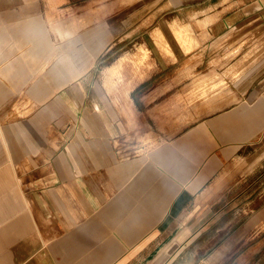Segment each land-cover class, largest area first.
Segmentation results:
<instances>
[{
  "label": "crops",
  "instance_id": "0c3cea01",
  "mask_svg": "<svg viewBox=\"0 0 264 264\" xmlns=\"http://www.w3.org/2000/svg\"><path fill=\"white\" fill-rule=\"evenodd\" d=\"M62 1L0 0V264H264V0H165L124 81L158 0Z\"/></svg>",
  "mask_w": 264,
  "mask_h": 264
},
{
  "label": "rangeland",
  "instance_id": "374dc122",
  "mask_svg": "<svg viewBox=\"0 0 264 264\" xmlns=\"http://www.w3.org/2000/svg\"><path fill=\"white\" fill-rule=\"evenodd\" d=\"M48 1V0H45ZM51 1V0H49ZM106 1L110 2H115L116 0H63L61 2L60 7L63 9L67 8L72 9V13H70L69 11L66 12L67 14L61 15L63 16L62 18H66L67 16L70 15H90L88 14L90 11L93 10H97L99 8V6H102ZM122 0H120L121 2ZM136 1H142V0H134L131 3H125L122 4L121 6H124V8L129 4H133ZM142 4H140L141 6ZM74 7V8H71ZM116 5L114 4H110L104 12L100 13L99 15H101V17L105 16L106 14H110L113 12V9H115ZM65 11V10H64ZM141 14L139 15V17L132 23L130 24L127 28L128 32H132L133 30L137 32V28L138 31L141 33V36L139 38V40L134 41L133 44L130 43H125V52L129 51V55L131 54L132 49L136 50V54L135 57L139 56L142 52L141 47H143L146 51V53L148 52V58L146 60V63L144 65H142V67L140 68V71L142 72V74L145 76L143 79H145L148 75L149 72H151L152 70H155L157 68H159L160 65H163V58L164 57H170L172 60H176L177 57V52L175 51V49H178V45H180V42L178 41L177 37L175 35H178L180 31H182L185 34H189V32L192 31V29H190L189 26H186L189 30H186V27H183L184 29L181 30L180 25L178 24H172V25H168V22L166 21V19H169L170 17H173L177 14H179L178 12H170V9L165 7V0H158L156 2V4L153 7H150L149 9H146L143 5L141 8ZM95 15V16H94ZM100 17V16H99ZM99 17L96 16V14H92L90 15L89 22H93L99 20ZM156 18L155 21H151L152 18ZM149 18V19H148ZM136 23V25H135ZM138 23V24H137ZM134 24V28H132L131 30V26ZM89 25V23L87 24ZM86 25V26H87ZM133 27V26H132ZM157 28H161L162 31L161 33H167L165 41L161 40L160 42L158 41H154L153 38V34H157L156 33V29ZM166 29V30H164ZM155 31V32H154ZM159 31V32H160ZM170 33V34H169ZM144 34V36H142ZM151 34V40H147L148 38H150ZM168 39V40H167ZM196 42H193V44L191 45V47L195 46ZM161 48H165V49H171L173 53L169 54L166 53L165 50L161 49ZM183 50L185 51V49L183 48ZM129 57L131 60H128V62H126L124 64V69L122 71V73H124V78H122L121 81L125 80V72L126 70H136V66L135 63H133L132 61V57ZM134 60V59H133ZM124 79V80H123ZM142 80V79H141ZM120 81V84H122L123 82ZM120 89H116L115 91H110L109 90V94L113 97H115L116 95H120ZM118 92V94H117ZM24 113V112H23ZM26 113V112H25Z\"/></svg>",
  "mask_w": 264,
  "mask_h": 264
}]
</instances>
